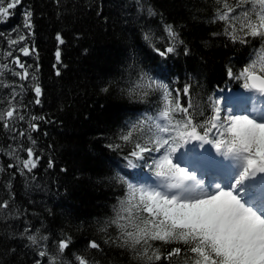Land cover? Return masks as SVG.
I'll return each mask as SVG.
<instances>
[{
    "label": "trees",
    "instance_id": "trees-1",
    "mask_svg": "<svg viewBox=\"0 0 264 264\" xmlns=\"http://www.w3.org/2000/svg\"><path fill=\"white\" fill-rule=\"evenodd\" d=\"M228 2L234 5L235 0ZM7 3L3 0L0 6ZM149 8L155 15L149 16ZM218 9L223 10V5L217 0H22L0 15V117H4L0 120V202L9 205L0 208V264H36L38 259L49 264V258L38 257L37 247L23 235L26 227L38 237H48L44 243L51 256L57 255L60 239L71 238L57 264H78L76 255L88 264H149L131 248L118 246V240L105 243L109 236L113 240L119 236L116 225L101 231L115 217L114 206L119 207V200L128 195L119 177L130 181L135 177L124 157L135 142H143L137 139L143 135L139 131L133 132L131 143L119 136L131 131L133 123L155 118L164 103L160 90L145 87L148 77L167 83L170 89L191 84L196 122L211 114L209 98L219 89H241V81L227 76L228 68L239 73L255 61L259 74L264 42L251 37L247 44L234 42L224 34L225 22L216 19ZM26 10L32 13L30 34L24 27ZM166 25L183 43L162 58L143 34L151 31L156 47L163 50L170 43ZM20 35L26 39L11 45ZM21 46L31 54L20 53ZM10 50L25 65L26 79L12 74L24 69L8 57ZM36 86L42 89L39 97ZM104 87L107 92L101 90ZM170 99L174 104L175 94ZM179 99L187 106L182 92ZM11 107L18 111L7 118ZM17 114L25 119L17 120ZM33 116L44 119L33 121ZM30 123L37 124L38 130L29 128ZM116 144L120 147H109ZM26 148L35 153L31 159L37 166L31 172L22 169V162L29 159ZM93 240L100 249L88 247ZM151 243L162 255L156 264H169L163 256L181 246ZM171 264H190L183 248Z\"/></svg>",
    "mask_w": 264,
    "mask_h": 264
},
{
    "label": "snow or ice",
    "instance_id": "snow-or-ice-1",
    "mask_svg": "<svg viewBox=\"0 0 264 264\" xmlns=\"http://www.w3.org/2000/svg\"><path fill=\"white\" fill-rule=\"evenodd\" d=\"M2 2L0 0V4ZM221 2L223 10L218 9L216 19L225 22V35L241 44H247L249 37L260 38L264 42V0H235L234 5L229 4L228 0H217V4ZM21 4L22 0H8L6 7L0 6V15L9 13L10 9ZM237 9L240 11L237 12ZM148 14L155 15L151 8L148 9ZM31 16L30 10L24 12V27L29 29V34L32 28ZM165 31L170 43L163 50L156 47L151 31L143 34L144 41L162 58L174 54L177 46L183 43L171 25H166ZM25 39L26 36L20 35L19 40H11V45ZM57 40L64 43L60 36H57ZM18 51L24 56L31 54L27 46H21ZM7 55L18 68L24 69L23 73L12 74L26 79L29 73L19 56L14 57L11 50ZM56 58L60 59L59 51L56 52ZM2 67L7 68V65ZM255 69L256 62L253 61L239 73H234L231 68L226 71L231 80L241 81V93L248 97L252 113L260 119L253 118L247 111L236 113L233 107H225L224 98L219 95L225 90H218L209 98L211 114L202 121L194 122L191 112V84H186L182 90L170 89L167 83L148 77L145 87L160 90L164 103L155 118L149 116L146 121L133 123L132 130L120 135L119 139L131 143L134 131L143 134L137 137L143 142H135L124 159L128 168H147L150 172H155V178L149 176L151 182L146 183L119 177L121 183L126 185L128 195L126 199L119 200V207L114 206L115 217L101 229L106 232L107 226L113 224L119 229V236L115 240L109 236L105 243H115L118 240V246L131 248L149 264L162 260L159 250H153L151 242L155 241L165 244L177 242L181 245L169 249L167 255L163 256V260L169 264L173 257L181 256L182 248L190 264H264V193L258 194L253 202H249V191L245 187L247 181L264 174V168L258 166L262 149L260 133L264 131V66L260 68L259 74ZM56 74L59 75V71ZM101 90L107 92L108 88ZM34 92L39 97L42 89L36 86ZM181 92L187 98V106L180 103ZM173 94L174 104L170 99ZM147 95L148 92L145 91L144 96ZM12 98L15 99V95ZM35 103L39 104L40 100L36 99ZM17 111L15 107H11L6 111V117L12 118ZM200 115L204 116V113ZM3 119L4 117H0V120ZM16 119L23 121L25 117L17 114ZM31 119L35 121L44 118L33 116ZM2 126L8 127V124L4 123ZM28 127L38 130L35 123H30ZM198 128L202 130V134ZM19 135L25 134L20 132ZM191 141H198L202 150L205 145L210 144L217 152L239 161L241 171L230 188L223 187L219 182L209 186L206 178H200L196 171H189L187 166H181L178 162L179 154L182 149L187 153L185 145ZM109 147L119 148L120 144ZM25 151L29 159L22 162V169L31 172L37 166L31 159L35 153L31 148H26ZM131 158H136L137 162L134 163ZM51 166L50 162L49 167ZM257 192L259 193V189ZM8 207L7 201L0 202V208ZM23 235L31 245L37 247L38 257L49 258V264H57L71 244L70 237L60 239L56 246L57 255L51 256L44 243L47 236L38 237L28 227ZM88 247L100 249L101 245L93 240ZM75 260L78 264H88L83 256L76 255ZM36 264H41V260L38 259Z\"/></svg>",
    "mask_w": 264,
    "mask_h": 264
},
{
    "label": "rangeland",
    "instance_id": "rangeland-1",
    "mask_svg": "<svg viewBox=\"0 0 264 264\" xmlns=\"http://www.w3.org/2000/svg\"><path fill=\"white\" fill-rule=\"evenodd\" d=\"M233 90H236L238 92H234L233 90H228V89H223L225 91L219 93V95H221L224 98V105L225 107H233L234 112L236 113H243L245 111H247V113L249 115H252L253 118L256 119H260L259 116H256L255 114L252 113L251 111V103L248 99V97L243 96V98H240V94H239V90L232 88ZM222 90V89H219ZM230 94H234L237 95V99H232ZM262 107H264V105H262ZM221 116H223V113H221ZM199 142L198 141H191L190 144L185 145V148H187V153L184 152V150H181V153L179 154V160L178 162H180L182 165V167H188L189 171H192V166L197 164L199 166V163L207 164V161L205 162V155L206 157L209 158V160H211V162L213 161V163H215L216 165H218L220 167L221 170V166H223V168H227L230 169L235 168L236 169V173H234V177L232 178V175L229 179L226 180V183H228L227 185H222V186H226V188H230L233 181L236 179V177L239 175V172L241 171V167L239 164V161L237 159H235V157H228V156H224L222 153L217 152L215 149H213V147L209 144V145H205L204 149H200L199 148ZM205 151V152H204ZM204 154V157L203 155ZM202 155V156H201ZM202 158H199V157ZM133 162L136 163V158H133ZM150 163V161H149ZM221 163V165H220ZM215 165V167H216ZM208 167V166H207ZM217 169V168H216ZM130 171L134 172L135 177L132 179V181H141V182H146V183H150L151 181H149V176H152L153 178H155V172L152 171L150 172L149 169L147 168H143L142 170L140 168L137 169H131L129 168ZM218 171V169H217ZM219 173V171H218ZM225 173V172H223ZM220 174V173H219ZM233 174V173H232ZM197 176H198V172H197ZM253 179H250L249 181H247L246 185L249 189V186H252V188H254V186H257V183L255 182ZM254 180V181H253ZM217 183V182H211L210 185ZM221 183H223L221 181ZM252 183H256V184H252ZM264 191V188H263ZM253 194V193H252ZM253 195H249L248 198H250ZM254 197V196H253Z\"/></svg>",
    "mask_w": 264,
    "mask_h": 264
},
{
    "label": "bare ground",
    "instance_id": "bare-ground-1",
    "mask_svg": "<svg viewBox=\"0 0 264 264\" xmlns=\"http://www.w3.org/2000/svg\"><path fill=\"white\" fill-rule=\"evenodd\" d=\"M230 96H231L232 99H237L236 98L237 95L230 94ZM202 155L204 157V154H202ZM201 156L199 158H202ZM204 158H205V162L207 161V164L208 165H206V166H208V168H205L204 166L199 167L197 164H195V165L192 166V168H193L192 171L198 172V176L200 178H206V182L209 184V186H211L210 185L211 182H217L218 181V177L220 176V174L218 173V171H217V169H216L215 164L213 163V161L211 162V160H209V158L206 157V155H205ZM220 165H221V163H220ZM221 169H223L222 166H221ZM223 172H225V176L226 177H224V175L222 174V176H223V178H221L222 181H224L225 179H229L231 177V175H232V178H233L234 177V173H236V169L235 168H232V167L230 169L225 168V169H223ZM209 178H213L215 180H211L210 181ZM254 180L257 183V186L256 187L254 186V188H258V189H263L264 188V174H261L260 176L256 177ZM245 187H247V186H245ZM249 187L250 188L248 189V191L250 192L252 186H249ZM254 199H255V197H253V196H251L249 198V200L251 202H253Z\"/></svg>",
    "mask_w": 264,
    "mask_h": 264
},
{
    "label": "clouds",
    "instance_id": "clouds-1",
    "mask_svg": "<svg viewBox=\"0 0 264 264\" xmlns=\"http://www.w3.org/2000/svg\"><path fill=\"white\" fill-rule=\"evenodd\" d=\"M260 141L262 144V149H261V158L258 163V166L264 168V131L260 133ZM237 147H239V142L237 143Z\"/></svg>",
    "mask_w": 264,
    "mask_h": 264
}]
</instances>
